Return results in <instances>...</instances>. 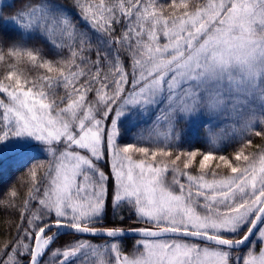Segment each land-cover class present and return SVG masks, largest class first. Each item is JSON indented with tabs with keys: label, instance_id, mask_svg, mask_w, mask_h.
I'll use <instances>...</instances> for the list:
<instances>
[{
	"label": "snow or ice",
	"instance_id": "1",
	"mask_svg": "<svg viewBox=\"0 0 264 264\" xmlns=\"http://www.w3.org/2000/svg\"><path fill=\"white\" fill-rule=\"evenodd\" d=\"M0 264H264V0H0Z\"/></svg>",
	"mask_w": 264,
	"mask_h": 264
},
{
	"label": "trees",
	"instance_id": "2",
	"mask_svg": "<svg viewBox=\"0 0 264 264\" xmlns=\"http://www.w3.org/2000/svg\"><path fill=\"white\" fill-rule=\"evenodd\" d=\"M2 228H3V224L2 222H0V230H2Z\"/></svg>",
	"mask_w": 264,
	"mask_h": 264
}]
</instances>
